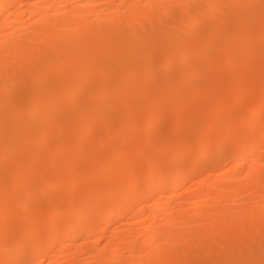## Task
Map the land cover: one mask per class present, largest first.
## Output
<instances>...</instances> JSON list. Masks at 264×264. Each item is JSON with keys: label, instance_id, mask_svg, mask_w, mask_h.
Here are the masks:
<instances>
[{"label": "bare ground", "instance_id": "bare-ground-1", "mask_svg": "<svg viewBox=\"0 0 264 264\" xmlns=\"http://www.w3.org/2000/svg\"><path fill=\"white\" fill-rule=\"evenodd\" d=\"M230 98L234 106L251 103L250 123L238 114L231 119L259 132L242 153L233 150L240 138L226 139L236 132L224 122ZM171 110L180 126L194 125L202 112L207 121L193 131L217 133L174 144L165 123ZM141 120L154 136L167 125L168 146L152 138L151 149L169 157L156 159L140 135L138 148L121 142L123 156L116 158L118 144L104 136L107 123L116 122V136H137ZM104 146L108 157L95 151ZM263 146L264 0H0V226L17 224L0 229V264H60L61 245L76 238L90 242L85 255L81 245L67 253L66 264H264V190L254 189L264 182ZM51 148L61 154L51 155ZM137 150L147 154L140 163ZM245 153L254 159L248 168H232L233 178L245 174L239 184L221 181L207 192L198 187L180 201V185ZM142 165L148 167L143 180L133 172ZM66 176L75 179L65 200H53L44 217L45 199L36 204L41 188L60 192ZM104 180L110 189H102ZM124 185L133 187L124 191ZM158 194L167 202L152 206ZM127 217L134 222L122 225ZM117 221L127 235L115 228Z\"/></svg>", "mask_w": 264, "mask_h": 264}, {"label": "rangeland", "instance_id": "rangeland-1", "mask_svg": "<svg viewBox=\"0 0 264 264\" xmlns=\"http://www.w3.org/2000/svg\"><path fill=\"white\" fill-rule=\"evenodd\" d=\"M22 7V6H21ZM19 8V7H17V10L16 9H14L15 11H17V12H22L23 10H24V8ZM251 7V6H250ZM15 16V15H14ZM21 16L22 17H26L25 16V14H21ZM218 65H216V67H217ZM214 68V67H212V68H214V71L216 72L217 71V73H219L220 71H221V73L223 72V69L222 68H220V67H218V68ZM222 69V70H221ZM213 71V70H212ZM158 73H159V71H158ZM173 74H170V75H174L173 76V78H175V72H172ZM220 73V74H221ZM159 74H161V73H159ZM165 75V77H168L169 76V74H162L161 76L163 77ZM168 75V76H167ZM171 76V77H172ZM197 79V80H196ZM196 79H194V81H193V83H195V82H197V81H199L198 80V78H196ZM165 80H170V77L168 78V79H165ZM165 80H164V77H163V81L165 82ZM174 79H171V82L173 81ZM196 80V81H195ZM169 81H166V83H168ZM173 83V82H172ZM168 84H170V82L168 83ZM174 84V83H173ZM172 85V84H171ZM180 85H182V84H180ZM173 88H175V87H173L172 86V88H171V90H174ZM176 90V89H175ZM174 90V91H175ZM168 91V92H167ZM177 91V90H176ZM176 91L174 92V93H172L173 91H171V95H175L176 94ZM192 91H195V90H192ZM198 91V90H197ZM169 92H170V89H168V90H166V94H168V95H170L169 94ZM194 93V92H193ZM195 96H197L196 95V91H195ZM193 94V95H194ZM197 94H198V92H197ZM194 98V97H193ZM204 98V97H203ZM196 100H197V97L195 98ZM194 99V100H195ZM207 99V98H206ZM202 101H203V104H204V106H205V104H206V102H205V98H204V100L203 99H201ZM200 100V101H201ZM198 101V100H197ZM201 101V102H202ZM14 102V103H13ZM12 103L13 104H19V102H18V100L16 99V101L14 100ZM193 103H194V101H193ZM195 103H197L196 101H195ZM194 103V104H195ZM229 104L227 105V107H226V112H227V114H229L230 115V120H229V118L228 119H225L224 120V122H225V124L229 127L230 125H231V129H235L236 128V132L235 133H232V134H230V135H227L226 136V139H227V141H229L230 143H232L233 141H236V140H238L239 138V140H238V142H237V146L235 147V148H233V150L235 151V149H238L239 151H241V150H243L244 148H245V146H246V144L248 143V140L250 141L251 139H253L254 137L256 138L257 137V140H259L260 138H258V136H259V132L257 131V129H248V128H246V124H244V122H246V123H250L251 122V118H250V116H249V113H248V111H249V108L251 107V103H246V105L247 106H249V107H247L246 105H244L245 103H243V104H241L240 106H234L233 104H232V100H231V98H230V100H229V102H228ZM193 104V105H194ZM202 103H200L199 102V105H201ZM202 104V105H203ZM161 105H163L162 103L160 104V106ZM197 105H198V103H197ZM199 105H198V107H199ZM233 107H232V106ZM169 106V105H168ZM196 106V105H195ZM203 107V106H202ZM228 107H230L231 108V110H230V108L228 109ZM237 107H238V111H239V113L237 112ZM241 107H243L244 109L242 110V108ZM236 108V109H235ZM240 108H241V110H240ZM247 109V110H246ZM234 110V111H233ZM172 111V110H171ZM237 113H236V112ZM245 111V112H244ZM173 112V111H172ZM200 112V111H199ZM198 112V113H199ZM26 113H28V112H26ZM174 113V112H173ZM201 113V114H200ZM199 114L200 115H197V118H196V122L197 123H195L194 125H192V124H187V123H185V124H182L181 126L180 125H177V121L176 120H178L177 119V117H178V115H177V117H176V114L174 113V114H170V113H168V114H170V115H168L167 117H166V122L165 123H168L169 124V129L171 128L172 129V131L170 130V132H172L173 133V135H174V140L173 141H175V142H173L174 144H178L177 143V141L179 140V142H183V141H185V140H189V139H192L193 137V140H195V141H197L198 139H202V140H204L205 138H206V140L207 139H210V137H213V136H215V134L217 133V128H212V129H196L195 128V131H193L194 130V127L196 126V127H199V126H201V124H204V121L206 122L207 121V117L208 116H206V114H202V112H200ZM236 113V114H235ZM242 113V114H241ZM232 114V115H231ZM233 114L234 115H239L240 116V118H246L245 119V121L242 123L241 122V120H239L236 116H234V119H231L232 117H233ZM206 116V117H205ZM4 117H8V115L7 114H5V116ZM21 117V116H20ZM248 117V118H247ZM12 118V117H11ZM13 120H11L12 122L13 121H18L20 118H18V115H16V116H13V118H12ZM236 119L237 120H239V121H237L236 122ZM243 119V120H244ZM227 120H229V121H227ZM235 120V121H234ZM140 122H142L143 123V121L141 120V121H139V122H137V124L139 123V124H142V123H140ZM236 122V123H235ZM13 123H15V122H13ZM134 123H136V122H134ZM164 123V124H165ZM116 124V122L115 121H109V124L107 123V129H106V131L108 132L107 134H104V136H106L107 137V141H109L110 143L112 142V144H115L116 143V146H117V144H118V146L117 147H119V149L118 148H116V152H115V155H116V158L118 157V159L120 158L121 159V156H123V150H121V142H124V141H128V146L130 147V148H132V147H134V148H138L139 146H137V144H140L141 143V141H142V136H143V138H144V140H143V142L142 143H144V144H147L146 146H145V148H148L149 146V148H150V154H152V153H156V155L157 156H155L154 154V156H155V158L157 159L158 157H160L159 155H167L166 157H169L168 155L169 154H167V152L168 151H166V150H164V149H158V148H154V149H156V150H154V149H151L152 148V142H153V140L155 141V143L157 142V141H159V142H161L162 141V146H164V145H167L166 143L168 142H165L167 139H165V136L167 137V135H164V133H166L167 134V132H169V129H168V127L166 128V126L167 125H163L162 127H164V128H160L159 129V131H158V133L156 134L157 136H154L148 129H147V127H146V124L145 123H143L142 125H141V128H144V129H142V130H140V128H139V130L141 131V133L140 134H137V136H133V134L131 133H129V132H127V136L130 138V140H129V138L126 136V134H123L121 137H119V136H116V128H117V126L115 125ZM136 124V126H139L140 127V125L138 124L137 125ZM144 124H145V126H144ZM243 124H244V126H243ZM7 125H9V124H7ZM5 126V128L7 129H5V133L7 134V132H9L10 131V128L12 127V125L10 124V128H9V126ZM193 126V127H192ZM138 128V127H137ZM167 129L166 131H164V129ZM9 130V131H8ZM247 130H248V132L250 131L251 132V134L252 135H250V132H249V134H247L248 132H247ZM7 131V132H6ZM142 131H144V132H142ZM36 132V131H35ZM169 132V133H170ZM128 133H129V135H128ZM144 133H145V135L146 136H144ZM254 133V134H253ZM141 135V136H140ZM170 135V134H169ZM248 135H250L251 137H249ZM253 135H254V137H253ZM141 138H140V137ZM182 136H184L182 139H181V137ZM185 136H186V138H185ZM190 136V137H189ZM248 136V137H247ZM65 137V136H64ZM155 137H157L158 139H156ZM188 137V138H187ZM203 137H204V139H203ZM209 137V138H208ZM57 138V137H56ZM152 138H153V140H152ZM172 138V137H171ZM236 138H238V139H236ZM139 139V140H138ZM150 139V140H149ZM156 139V140H155ZM181 139V140H180ZM236 139V140H235ZM244 139V140H243ZM248 139V140H247ZM56 139L54 138V139H52L51 140V142H53V141H55ZM98 140H100V139H98ZM138 140V141H137ZM165 140V141H164ZM177 140V141H176ZM135 143V145H133L132 143L133 142ZM165 142V144L163 145V143ZM199 141V140H198ZM99 142H101V140L99 141ZM130 142V143H129ZM171 143H172V141H171ZM170 143V144H171ZM239 143V144H238ZM160 144V143H159ZM181 144V143H180ZM122 146H123V144H122ZM168 146V145H167ZM52 147H55V144L54 143H52ZM121 147V148H120ZM160 147H161V145H160ZM162 148V147H161ZM167 148H169V147H167ZM230 148V147H229ZM52 149H54L52 152L50 151V154L51 155H54L53 154V152L54 151H57L56 150V148H51V150ZM173 149V148H172ZM231 150H232V147L230 148ZM90 149H88L87 148V152L89 151ZM100 150H102V152L100 151ZM100 150H99V148L97 149V150H95L97 153H99L98 154V156H106V157H108V152H110V150H109V148H107V146H104V147H100ZM119 150V151H118ZM238 150H236V151H238ZM264 146L261 148V150L260 151H262L263 153L262 154H260L259 156V158H260V160L261 161H263L262 163L264 164ZM98 151H100V152H98ZM153 151V152H152ZM171 151V150H170ZM175 151H177V150H175ZM180 150H178L177 152H179ZM226 151V150H225ZM224 151V156L226 155H228L229 153L228 152H230V150L228 149V152H225ZM238 151V152H239ZM259 151V152H260ZM180 152H182V151H180ZM180 152L178 153V154H180ZM55 153V152H54ZM58 155H60L59 154V152H56ZM55 153V156L57 155ZM66 153V152H65ZM65 153H62V155L63 154H65ZM169 153V152H168ZM228 153V154H227ZM241 153H242V151H241ZM240 153V154H241ZM261 153V152H260ZM144 153H142V152H140V151H138L137 150V152H135V154H134V156H135V158H137V161L140 163L141 162V160L143 159V156H145V155H147V154H144ZM170 154H171V152H170ZM246 154V155H245ZM244 154V158L243 157H241V156H237V157H232V159L230 158H228V159H226V161H225V164H222L221 166H219V167H217L215 170H213V169H206V170H204L203 171V173L201 174V175H196L195 177H194V179H193V181H190V182H187V183H185V184H183L182 186L180 185L179 186V188H178V193L184 198H182V200H180L181 202H187L188 200L187 199H189L190 197H188V196H191L192 194H194V193H192L193 192V190L194 191H196V189L198 190L199 188L198 187H200V189H206V190H204V191H206L207 192V188H206V186H208L210 189H208V191H211V187H212V184H216V183H220L221 181L223 182H225L226 181V183H229V181H230V183H232L233 182V184H239L241 181V179H242V181L244 180V176H245V174H239V175H241V176H237V177H232L233 175H231V174H233L234 172V170H232V168H236L237 166H245V168L247 167V166H250V165H252V161H253V156L250 154V153H245ZM57 155V156H58ZM137 155V156H136ZM171 156V155H170ZM247 156V157H246ZM252 156V157H251ZM129 157H130V155H129ZM162 157V156H161ZM194 156L193 155H191V156H188L187 157V160L189 161L190 159H192ZM263 157V158H262ZM165 158V157H164ZM103 159V158H102ZM105 159H107V158H105ZM104 159V160H105ZM263 159V160H262ZM193 160V159H192ZM252 160V161H251ZM246 162V163H245ZM186 163H188L189 164V162H186ZM186 163L184 162V163H182V164H184L182 167L184 168V169H186L187 168V166H188V164L186 165ZM240 164V165H239ZM242 164V165H241ZM38 168V167H37ZM37 168H34V171H32L33 172V174L35 173H37V172H39V170L37 169ZM248 168V167H247ZM36 169V170H35ZM147 169H148V167L147 166H139V167H137V168H135V170L133 171L135 174H136V177H138V179L140 178L141 180H143L142 178L145 176V174H146V172H147ZM231 172V173H230ZM169 177L171 176V173H170V175H168ZM67 177V176H66ZM241 177V178H240ZM44 178V179H43ZM42 178V180H41V184L42 185H40L41 187H44V185L46 184V178L45 177H43ZM71 178V179H70ZM67 182H66V185L62 188V191H60V192H58V190H54L53 192H51L50 194H45V192H43L42 191V189L43 188H41V193H42V195L43 196H41V197H43L41 200H36V204L38 203L37 201H44V199H45V206L43 207L44 208V210H45V212H44V217H45V215H46V209H47V206H49L50 204H51V202L53 201V200H56V198L57 199H62V201L63 200H65V196L68 194V192H69V184L71 183V181H73L75 178H74V176H68L67 177ZM235 179V180H234ZM45 180V181H44ZM122 181V184L124 183L123 181H124V178L121 180ZM234 181H236V182H238V183H236V182H234ZM240 181V182H239ZM101 182V187H102V189L104 188V189H110L112 186H108V185H105L104 183H105V180L104 181H100ZM221 182V183H222ZM40 184V183H39ZM209 184V185H208ZM261 184V185H260ZM264 184V182H259V184L257 183L256 185H258V186H255L254 187V189L255 188H257V189H259L260 188V190H264L263 188V185ZM126 185H124L122 188L124 189V191L125 190H129V189H131V187H133V185L132 186H128L127 185V187H125ZM143 186V185H142ZM140 187V196L142 197V198H145L146 196H145V194H146V189H145V186H143V187ZM205 187V188H203V187ZM211 186V187H210ZM67 188V189H66ZM262 188V189H261ZM253 189V190H254ZM253 190H250V191H248V195H249V193H252V191ZM65 193H67V194H65ZM247 193V192H246ZM62 194V195H61ZM191 194V195H190ZM257 197V196H256ZM166 198H168V196H163V195H160V194H158L157 196H154V198L152 197L151 198V200H150V204L152 205V206H155V204H159L158 206H163L166 202H167V199ZM153 199V200H152ZM226 199V198H225ZM185 200V201H184ZM224 200V199H223ZM255 200V199H254ZM259 201L260 199H259V197H257L256 198V201ZM49 201V202H48ZM225 202H224V204H226L227 202L228 203H231V201H230V199H226V200H224ZM227 201V202H226ZM230 201V202H229ZM239 201H241V200H239ZM245 201H243L242 200V203H241V206L242 205H244L245 203H244ZM227 203V204H228ZM240 203H238L239 205H240ZM244 203V204H243ZM259 203H261V201L259 202ZM183 204H181V206H182ZM157 206V205H156ZM185 206V205H184ZM183 207V206H182ZM186 208V207H185ZM108 210V209H107ZM107 210L106 209H103L102 210V212L100 213V214H98L97 215V218L98 219H102L101 221H103V219L105 218V216H106V213H107ZM172 211V210H171ZM170 210L168 211V213L166 214V215H164L163 217L164 218H161L160 220H162V221H160L159 220V222H164L165 220V217H167L168 215H169V213L171 212ZM171 214V213H170ZM131 223V222H134V220H131V218L130 217H127V219L125 218L124 220H123V222H121L122 223V225H123V223H124V225H125V223ZM121 223L120 222H116L115 224H114V226H115V228H119L120 226H121ZM46 224V225H45ZM52 225V222H50V221H43V226H47V227H50V226ZM120 225V226H119ZM5 226V227H4ZM1 228L0 229H2V230H6V229H8V227L9 228H16L17 227V224H16V221L15 220H12V221H9V222H6V223H4V224H1V226H0ZM120 228H122V227H120ZM123 229V231L125 232V234L127 235V233H126V231L124 230V228H122ZM114 230L115 229H113V230H111L112 232H114ZM111 231H109L110 233H112ZM107 233V234H105L106 235V237H105V235H104V237L103 238H109V236L110 235H112V234H110V233ZM77 240H75L71 245L69 244V241L67 242V241H65V244L63 243V245H61V246H64L63 248H64V251L65 252H62V254H60V256H59V258L61 259V260H59L60 261V264H62V263H64V264H66V255H67V253L69 254V252L70 251H72V250H75V249H77L78 247V245L82 248V249H80V250H82V251H80L81 253L83 252V250L88 246V242H90V241H86V242H83L82 240H81V238H76ZM94 239L95 238H92L91 240L92 241H94ZM105 239H103V242L105 241ZM107 240V239H106ZM129 240V239H128ZM81 242H82V244L83 243H85L84 245H82L81 244ZM69 245H70V247H69ZM87 245V246H86ZM142 244H140V246H138V249L140 248V247H142V248H140L139 250H141L142 252H140L142 255H144L143 253H145V252H147V248L146 247H144L143 245L141 246ZM68 246V247H67ZM67 247V248H66ZM77 247V248H76ZM79 247V248H80ZM145 249H144V248ZM60 248V247H59ZM68 248H71V250L69 249L68 250ZM73 248V249H72ZM75 248V249H74ZM78 248V249H79ZM144 249V250H143ZM63 250V249H62ZM84 253H82V255H83ZM62 255V256H61ZM82 255H80V257H82ZM85 255V254H84ZM127 256H129V253L128 254H126ZM63 257V258H62ZM65 258V259H64ZM64 259V260H63ZM64 262H63V261ZM62 261V262H61Z\"/></svg>", "mask_w": 264, "mask_h": 264}]
</instances>
